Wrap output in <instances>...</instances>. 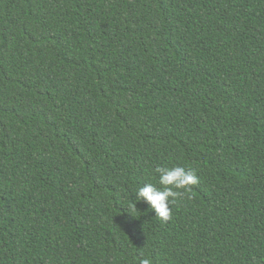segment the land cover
Masks as SVG:
<instances>
[{
	"label": "trees",
	"instance_id": "obj_1",
	"mask_svg": "<svg viewBox=\"0 0 264 264\" xmlns=\"http://www.w3.org/2000/svg\"><path fill=\"white\" fill-rule=\"evenodd\" d=\"M145 260L264 264V0H0V264Z\"/></svg>",
	"mask_w": 264,
	"mask_h": 264
},
{
	"label": "clouds",
	"instance_id": "obj_2",
	"mask_svg": "<svg viewBox=\"0 0 264 264\" xmlns=\"http://www.w3.org/2000/svg\"><path fill=\"white\" fill-rule=\"evenodd\" d=\"M158 174L157 187L152 183H146L138 187L134 194V203L131 205L133 211H137V203L148 205V210L154 212L155 217L162 222H167L172 218V203L185 192L191 190V186L199 183V178L193 170L176 165L172 167H157ZM144 264H148L145 260Z\"/></svg>",
	"mask_w": 264,
	"mask_h": 264
}]
</instances>
